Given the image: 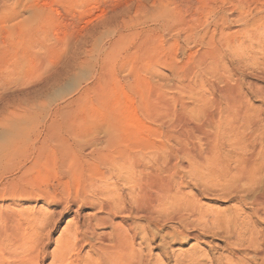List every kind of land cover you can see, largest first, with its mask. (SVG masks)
<instances>
[{
  "label": "rangeland",
  "instance_id": "1",
  "mask_svg": "<svg viewBox=\"0 0 264 264\" xmlns=\"http://www.w3.org/2000/svg\"><path fill=\"white\" fill-rule=\"evenodd\" d=\"M263 4L264 0H0V146L18 136L29 141L17 157L0 165V187L4 188L0 193V227L10 213L24 217L31 210H42L55 216L57 223L45 249L47 258L41 263L50 264L56 240L74 219L72 212L60 217L58 205L82 192L84 179L92 171L106 168V155L128 151L132 157L141 156L140 146H145L142 155H147L155 145L163 161L176 154L179 165L191 166L193 158L206 156L210 146L213 130L208 115L215 112L213 90L217 97L223 89L228 98L246 95L253 117L264 118V98L256 97L245 83L253 82L263 91L264 81H259V73L241 58L261 52L248 47L247 38L239 32L244 19ZM113 122L119 123L117 128L120 125L115 137L118 145L97 142L104 138V124ZM65 124L75 125L79 139L66 135ZM55 136L71 142L83 164L81 173L64 186L59 184L63 172ZM75 142L85 146V151L77 149ZM224 145L219 156L236 172L234 156L248 151L237 149L234 139ZM39 155L43 156L34 165L32 160ZM205 169H199L202 173L197 169L179 172L189 184L186 193L201 198L207 215L251 212L249 200L259 186L252 193L248 191L250 195L239 192L218 198L221 190L212 186L224 181L222 174L232 172L217 166L212 172ZM208 172L213 180L209 187L218 191L217 197H213L214 191L210 197L195 178L197 174L208 176ZM98 187L95 193L89 192L90 202L82 205V218L94 215V201L113 191V186ZM38 188L54 195V203L42 197L27 201L24 192ZM91 202L92 208L87 206ZM178 228V224L165 223L159 231L152 229L156 240L143 250L151 257V264H176L164 257L165 250L181 256L198 250L214 259V264L237 257L229 250L224 234H204L198 228H189L187 233L197 234L199 241L172 244L170 239ZM258 228L263 231L264 222L258 223ZM162 236L172 245L163 246ZM240 252V256L248 253Z\"/></svg>",
  "mask_w": 264,
  "mask_h": 264
},
{
  "label": "bare ground",
  "instance_id": "2",
  "mask_svg": "<svg viewBox=\"0 0 264 264\" xmlns=\"http://www.w3.org/2000/svg\"><path fill=\"white\" fill-rule=\"evenodd\" d=\"M254 10V14H250L249 19H244L243 27L239 32H242L244 38H247V46L259 50L261 54L252 52L248 55H242L241 58L247 60L254 71L259 73L256 77L260 75L258 80L263 82L264 28L262 27L264 25V4L260 8L255 7ZM243 12L241 10V13ZM221 31V35H223V30ZM213 46L212 42V49ZM245 83L256 97L264 98V89H262L263 91L256 89L257 86L253 82ZM97 84H94V88L97 87ZM87 91H90V88ZM216 94L215 90L211 93L215 112L208 115V122L213 131L209 134L210 136L207 134L210 146L206 156L194 157V164H190L191 166H185L183 163L179 165L176 154L167 156L166 161H163L159 156L158 147L155 145H152V152L147 153V155H142L145 146L140 145L141 149L139 148L138 153H141V156L132 157L133 155L130 156L131 153L129 154L128 151L106 155L105 157H108L104 159L106 168L98 172L92 171L91 176L84 179L83 191L72 196V199L64 204L58 205L61 209L60 217L64 213L72 212L74 219L68 224L62 236L56 240L54 257L50 264H151V257L149 258L144 254V246L147 248V245L149 246L152 241L156 240L152 229L159 231L165 223L179 225L176 234L171 239L169 237L172 244L183 243L185 240L199 241L200 237L197 234L187 233L189 228H195L194 231L198 228L204 234H224L229 242V250H234L237 257L235 256V259L231 257V260L229 259L226 263H222L223 259L221 258L222 260L218 264H264V230L258 228V223L264 222V118L253 117V111L246 101V95L240 93L228 98V91L225 89L219 90L218 97ZM258 117L260 118V116ZM118 124L116 122L104 124V138L101 141H96L105 146H117L115 137L120 130L118 129L120 125L117 128ZM65 128L67 130L66 135L79 139V133L76 132L74 124H65ZM55 137L56 150L61 151L59 155L60 173L63 172L59 184L64 186L70 179L81 173L83 164L81 165V160L78 159L74 147L70 144L71 142L69 143L63 136ZM21 138L15 137L7 144L0 146V165L4 161L17 157L23 146L29 143L26 139ZM230 139L235 140L237 149L248 151V153L234 156L237 164L236 172H232L229 163L223 161L219 156V150L223 147L224 142ZM74 146L80 151L86 149L78 142H75ZM41 156L39 155L38 158L32 160L33 163L38 161ZM185 156L189 160L191 159L190 155L185 154ZM149 164L153 166L151 170L147 168ZM215 166L224 172L227 171L228 174L232 172L229 175L222 174L224 181L220 180L215 183V186H212L215 189L220 188L221 191L218 196L239 194V192L250 195L248 191H253L256 186L263 190L262 192L260 190L251 192L252 197L249 200L251 212L231 216L226 215L224 211L209 216L201 204V198L199 199L197 194L193 193L190 196L186 193L189 184L186 183L187 181L185 182L181 172H179L180 170L190 173L195 169L200 171L199 169L205 167V170L212 172V168ZM195 178L211 197L215 189L209 187L213 181L210 172H208V176L197 174ZM98 184L113 186V191L110 192L109 196H102L103 199L100 196L102 200L94 201L97 208L94 215L82 218L80 215L82 205L90 202L89 192L96 189ZM3 189L0 187V193L4 191ZM137 191L138 196H133ZM103 193L104 191L101 194ZM216 193L213 197H217ZM24 194L29 202L42 197L45 202L50 204L54 203L55 199L54 195L41 188L26 190ZM87 206L92 208L94 203L91 202ZM5 212L7 213V211ZM11 212L14 213L15 211L11 210ZM118 219H121V222L116 223ZM136 220L140 222H136ZM4 221V227H0V264H41L42 261L46 260L45 249L50 242V233L57 223L55 216L46 215L42 210H31L30 213L24 214V217L17 214H7ZM100 230L106 231L99 233ZM193 230L191 231L193 232ZM47 231L49 234L46 241L44 235ZM160 243L165 247L168 244L172 245L165 236L161 237ZM88 247V252L84 254ZM166 251L163 252L164 257L168 261L174 260L176 264L215 263L214 259L198 250L191 251L192 253L185 256L177 255L172 250L171 254ZM240 251L248 253L240 256ZM152 258L154 257L152 256Z\"/></svg>",
  "mask_w": 264,
  "mask_h": 264
}]
</instances>
